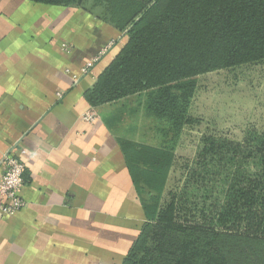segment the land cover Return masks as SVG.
Listing matches in <instances>:
<instances>
[{
	"label": "crops",
	"instance_id": "1",
	"mask_svg": "<svg viewBox=\"0 0 264 264\" xmlns=\"http://www.w3.org/2000/svg\"><path fill=\"white\" fill-rule=\"evenodd\" d=\"M123 35L82 7L0 0V159L13 148L26 178L25 206L0 215V264H120L137 237L145 215L119 139L158 146L162 126L144 92L82 118Z\"/></svg>",
	"mask_w": 264,
	"mask_h": 264
},
{
	"label": "trees",
	"instance_id": "2",
	"mask_svg": "<svg viewBox=\"0 0 264 264\" xmlns=\"http://www.w3.org/2000/svg\"><path fill=\"white\" fill-rule=\"evenodd\" d=\"M30 1L89 11L98 7L97 16L124 35L84 92L86 102L97 107L144 92L146 115L169 122L162 133L170 140L192 122L194 77L264 61V0ZM119 145L138 195L144 186L162 193L173 164L171 147L127 139H119ZM139 157L153 160L154 168L140 169ZM252 158L258 169L249 173L241 163ZM223 161L238 166L225 173L219 205L207 203L206 193L200 202H189L178 189L169 190L162 204L140 196L145 221L120 264H264V133L241 142L204 136L196 167L189 161L184 167L198 189H207L205 179L215 175L208 165Z\"/></svg>",
	"mask_w": 264,
	"mask_h": 264
},
{
	"label": "rangeland",
	"instance_id": "3",
	"mask_svg": "<svg viewBox=\"0 0 264 264\" xmlns=\"http://www.w3.org/2000/svg\"><path fill=\"white\" fill-rule=\"evenodd\" d=\"M91 4L89 1L86 6L91 8ZM91 10L96 15L101 14L98 7ZM193 79L195 88L188 111L192 122L183 126L181 133L174 140L167 139L169 135H164L161 136L162 139L158 144V146L169 145L174 155L173 164L167 172L165 190L158 194L157 191L144 186L143 192H139L140 196L150 204L156 202L162 204L168 198L169 190L178 189L185 193L189 202H200L203 199L201 194L206 193L207 203L215 200L216 205H219L223 199L222 190L226 187L225 173L232 171L238 163L229 165L223 161L218 166L216 163L209 164L208 167L215 172V175L205 179L204 186L207 190L203 187L198 189L200 186L192 183L191 173L184 167L185 162L189 161L190 167H196L194 161L204 136L241 142L245 137H257L264 133V61L209 72ZM115 115H118V112ZM156 119L158 128L162 126L161 128L166 132L169 122ZM152 161L149 158L139 157L137 164L140 169L146 170V168H154ZM162 164L164 163L161 162ZM224 164L226 168L223 167ZM241 165L249 173L258 169L254 158ZM158 182L160 183V178L155 180L156 184H159ZM140 184L142 185V182ZM149 192H152L155 198L149 196Z\"/></svg>",
	"mask_w": 264,
	"mask_h": 264
},
{
	"label": "built area",
	"instance_id": "4",
	"mask_svg": "<svg viewBox=\"0 0 264 264\" xmlns=\"http://www.w3.org/2000/svg\"><path fill=\"white\" fill-rule=\"evenodd\" d=\"M112 45V42L109 44ZM69 51V46H64ZM102 52H105L103 50ZM99 56H95L88 60L83 68L82 73L89 72ZM97 117V113L93 107L87 109L82 118L91 122ZM0 215L12 216L25 206V201L21 195L24 185L25 164L16 156L13 148L6 150L0 159Z\"/></svg>",
	"mask_w": 264,
	"mask_h": 264
}]
</instances>
